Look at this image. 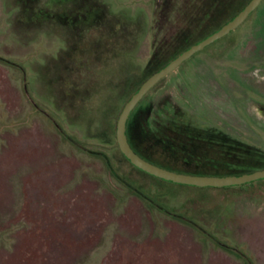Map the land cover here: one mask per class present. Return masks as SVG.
Instances as JSON below:
<instances>
[{
    "label": "rangeland",
    "instance_id": "obj_1",
    "mask_svg": "<svg viewBox=\"0 0 264 264\" xmlns=\"http://www.w3.org/2000/svg\"><path fill=\"white\" fill-rule=\"evenodd\" d=\"M36 1L31 8L59 0ZM179 1L67 2L66 21L103 7L105 19L95 26L118 19L115 39L123 42L138 17L143 33L128 43L127 58L103 34L96 53L86 39L76 46L85 53L72 56L69 46L86 36L85 25L69 32L51 17L24 23L13 0H0V56L11 62L0 61V264H243L213 237L264 264L261 183L240 192L169 181L159 186L119 155L104 128L114 126L123 101L116 84L135 67L140 71L152 38L166 36ZM190 28L197 32L188 42L205 26L190 22ZM144 102L155 110L181 104L204 130L264 153V0L161 78ZM121 179L132 186L136 180L147 196Z\"/></svg>",
    "mask_w": 264,
    "mask_h": 264
},
{
    "label": "trees",
    "instance_id": "obj_2",
    "mask_svg": "<svg viewBox=\"0 0 264 264\" xmlns=\"http://www.w3.org/2000/svg\"><path fill=\"white\" fill-rule=\"evenodd\" d=\"M68 1L69 0H59L57 4L43 6L41 9H38V6L34 9L31 8L30 5L37 2L36 0H13L12 4L15 3L16 6L20 8L19 17L24 23L27 22V19L43 22L47 17H51L52 21L55 23L62 21L60 24L64 25L69 32H73L72 26L74 24L85 25L86 36L82 37V35H79L80 37L75 42V45L69 46L70 51L68 50V53L72 56H74V54L80 55L81 53H85L81 50L77 51L76 46L86 39L92 41L88 43V50L92 53H96L93 52V49L96 48L95 44L98 42V36L103 34V37L110 43L111 41L118 42V44L120 43L119 45L124 47V56L126 55L127 58L129 57V54H127L129 51L127 49L128 43L140 38L142 36L141 33H143V26L138 22V17L134 20L135 24L133 22L132 35H128L124 38L125 42H123V40L115 39V34L119 30L121 24L120 22L115 21L118 19L110 17L106 21L107 23L103 25L104 27H100V31H98L99 29L95 25H97L96 23L101 17L105 16L104 8L101 6L98 7L93 5L92 7H89L86 12L82 13L77 20L72 18L66 21L68 16ZM247 1L248 0H180L173 12L174 15H172V18L166 26V36L159 42H155L152 38L150 53L140 71L137 73L135 67V71L132 70L130 76H127L125 80L116 84L114 88L115 93L120 96L122 95L123 97V101L117 110V114L123 103L137 90L140 83L151 73L161 68L174 56L188 48L193 43L198 42L214 30L218 29L221 25L230 20ZM28 4L30 7H28ZM112 17H115V15H112ZM190 22L194 23L195 26L203 25L205 26V29H198V34H200L199 37L188 42V37H191L193 31L197 32V29L190 28ZM111 46H113V44ZM0 61L11 63L9 60L1 56ZM149 90H147L146 93ZM146 93L142 95L130 110L125 122V135L128 144L132 150L143 159L174 172L194 175H239L264 169V153L256 147L235 139H229L225 135H219L208 129L204 130V128L195 124L192 116L186 112L181 104L176 102H173V104H171V102H166L167 104L165 103L161 109L156 110L152 109L149 102L141 104ZM77 97L80 98L81 94L77 93ZM106 112L107 115H111L113 113V108L110 107L107 111H104V113ZM105 119L107 120L106 117ZM103 124L105 125L104 128L108 131V134L114 136L113 124ZM71 141L74 142L73 139ZM115 146L119 155L133 169L139 170L144 176L150 178L159 186H161L159 181H166L133 166L121 154L116 143ZM105 158V165L109 171L111 170V173L118 175L112 169L110 159L108 157ZM121 181L129 185L131 191H133L132 188L136 189L133 192L137 191L140 198L143 199V197L147 196L142 185L136 183V180L130 182L133 183L134 186L127 183V180L125 181V179H121ZM254 183H261L264 188V178L239 185H226L223 187L240 192L241 190H245L247 187L254 185ZM175 184L182 185L179 183ZM183 221L200 231L197 225L192 221L188 219H183ZM212 239L216 245L223 250L240 258L243 264H253L250 258L243 253L242 250L214 237Z\"/></svg>",
    "mask_w": 264,
    "mask_h": 264
},
{
    "label": "water",
    "instance_id": "obj_3",
    "mask_svg": "<svg viewBox=\"0 0 264 264\" xmlns=\"http://www.w3.org/2000/svg\"><path fill=\"white\" fill-rule=\"evenodd\" d=\"M260 0H248L245 5L227 22L221 25L218 29L211 32L206 37L196 43H193L188 48L184 49L165 65L151 73L143 82L140 83L137 90L132 93L129 98L123 103L119 110L114 123V138L115 143L121 154L135 167L140 170L173 183L191 185V186H213L220 187L226 185H239L256 179L264 178V169L255 170L249 173L239 175H194L180 172H174L162 167H159L136 154L129 146L125 135V122L130 110L136 102L149 90L157 81L166 76L170 71L175 69L182 61L187 59L196 51L203 48L210 42L225 35L238 24H240L246 16L257 6Z\"/></svg>",
    "mask_w": 264,
    "mask_h": 264
}]
</instances>
